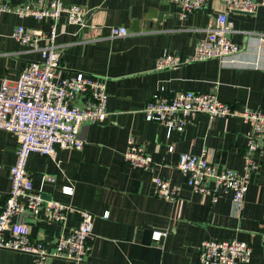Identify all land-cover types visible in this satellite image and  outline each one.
Here are the masks:
<instances>
[{"label": "crops", "instance_id": "crops-1", "mask_svg": "<svg viewBox=\"0 0 264 264\" xmlns=\"http://www.w3.org/2000/svg\"><path fill=\"white\" fill-rule=\"evenodd\" d=\"M11 6L37 0H3ZM51 1V0H43ZM90 11L88 28L82 33L62 16L56 24L60 72H82L105 81L107 94L104 122L83 125L80 151L55 149L53 157L31 154L26 171L36 192L45 200L58 201L71 210L63 224L40 214L27 222L30 238L50 247L79 224L80 210L94 216L90 250L81 263L52 259L46 264H200L202 242L235 240L252 248L247 264H264V139L256 153L242 210L236 212L229 194L218 201L192 192L178 171L181 154L206 151L212 163L242 172V154L251 125L237 116L216 118L198 115L181 133H167L164 126L144 119L143 109L158 94L171 97L181 92L213 93L237 113L245 109L264 112V9L256 13H229L233 25L229 40L240 50L233 62L207 60L158 70L164 53L182 62L205 37L217 3L182 16L169 0H63ZM22 25L34 31H49L47 22L0 16V82H15L21 71L39 60L12 37ZM123 27L124 38L109 37V28ZM65 69L64 71H62ZM83 98L73 104L81 106ZM134 140L152 158L150 171L129 167L123 161L128 140ZM173 147L172 152L168 151ZM16 138L0 131V210L10 188L9 172L15 161ZM44 176L54 182H44ZM160 177L177 188L174 203L159 200L154 179ZM71 186L73 194L61 190ZM108 213L107 218L103 215ZM163 234L153 241V233ZM0 264H36L31 255L0 250Z\"/></svg>", "mask_w": 264, "mask_h": 264}, {"label": "built area", "instance_id": "built-area-1", "mask_svg": "<svg viewBox=\"0 0 264 264\" xmlns=\"http://www.w3.org/2000/svg\"><path fill=\"white\" fill-rule=\"evenodd\" d=\"M169 1L179 7L183 17L202 10L208 3H217L222 9L216 12L212 24L205 30V37L185 61L164 53L156 62L158 70H175L184 64L213 59L233 62L240 48L229 40L233 25L228 21V14H253L264 9V0ZM4 14L47 22L49 31H34L22 25L14 28L11 37L30 52H36L39 60L28 64L15 82H0V131L12 134L17 141L15 161L9 172L10 188L0 210V250L31 255L36 264H46L52 259L81 263L90 250L94 221L90 212L80 210L78 226L62 236L53 247L32 240L28 223L18 222V219L36 220L43 214L52 223H65L71 209L58 201L45 200L41 192L34 190L33 180L26 171L27 160L31 154L53 157L56 148L82 150L84 143L80 128L102 123L107 117L105 81L82 72L69 71L63 75L55 42L56 24L62 16L82 33L88 28L90 11L81 6L65 5L63 0H37L19 6L0 0V16ZM126 36L127 30L123 27L109 28L112 39ZM77 97L83 98L81 106L73 104ZM143 115L147 122L164 126L168 134L183 132L198 115H206L210 121L238 115L243 122L250 124L252 130L242 154L241 173L212 163L206 151L200 155L181 154L177 165L192 192L209 198L213 204L218 201L220 193L229 194L234 210H242L250 178L256 170L255 156L264 139V112L247 108L237 113L213 93L181 92L169 98L155 94L145 104ZM172 150L173 147L168 148L169 152ZM123 161L140 171H150L152 167V158L132 139L127 142ZM43 180L54 182L49 176H44ZM61 192L71 196L73 188L64 186ZM154 193L159 200L171 203L178 198L177 188L160 177L154 179ZM107 216L108 213L103 218ZM162 236L160 232H154L153 241ZM261 241L264 246V232ZM251 255L250 245L235 240L206 241L199 248L200 264H247Z\"/></svg>", "mask_w": 264, "mask_h": 264}]
</instances>
